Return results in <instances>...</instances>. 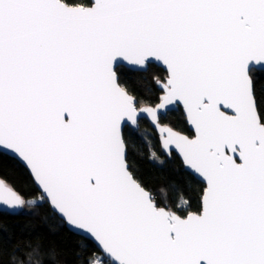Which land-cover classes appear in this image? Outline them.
<instances>
[{"label":"snow or ice","instance_id":"obj_1","mask_svg":"<svg viewBox=\"0 0 264 264\" xmlns=\"http://www.w3.org/2000/svg\"><path fill=\"white\" fill-rule=\"evenodd\" d=\"M125 62L163 68L154 100L126 87ZM262 78L264 0H0V154L38 188L0 177V213L48 204L93 242L77 241L76 264H264ZM176 109L190 134L168 119ZM144 118L204 185L198 199L170 203L174 182L153 189L139 175L126 132ZM58 256L29 244L9 264Z\"/></svg>","mask_w":264,"mask_h":264},{"label":"trees","instance_id":"obj_2","mask_svg":"<svg viewBox=\"0 0 264 264\" xmlns=\"http://www.w3.org/2000/svg\"><path fill=\"white\" fill-rule=\"evenodd\" d=\"M123 71L125 85L134 95L148 101L155 99L158 89L152 81V75H164L163 68L153 64L151 73L144 74L124 66ZM258 87H264V78L260 80ZM168 119L190 134V128L185 123L182 109L170 112ZM126 135L129 142V160L138 169L139 175L148 186L159 189L174 182L176 188L169 189L170 203L178 201L181 192L186 198L193 196L198 199L199 190L204 185L181 165L175 154L172 159L164 156L160 149L157 133L148 120L141 119L139 130L128 129ZM145 137L152 141L156 152L165 159L166 162L163 166L149 160ZM0 177L14 184L25 195L35 196L38 193V188L27 168L8 154H0ZM36 213L11 214L6 211L0 213V250H2L0 264H9L10 254L14 252L17 253L18 259L23 258L29 244L40 243L45 249L54 247L59 252L58 264H76L75 253L80 249V244L77 241L88 246L85 251L92 249L93 242L91 240L70 232L67 226H60L62 223L60 217L51 211L48 204L45 203L38 207Z\"/></svg>","mask_w":264,"mask_h":264},{"label":"water","instance_id":"obj_3","mask_svg":"<svg viewBox=\"0 0 264 264\" xmlns=\"http://www.w3.org/2000/svg\"><path fill=\"white\" fill-rule=\"evenodd\" d=\"M155 65H157V64H155ZM124 66L125 67H127V68H129V69H132V70H135V69H133L132 67H130L129 65H127V63L125 62L124 63ZM157 66H159V65H157ZM159 67H161V66H159ZM162 68V67H161ZM176 110H178V109H176ZM174 111V110H173ZM144 119H146V120H148L149 122H150V118H144ZM151 123V122H150ZM151 125H152V123H151ZM153 127V126H152ZM155 130V129H154ZM156 131V130H155ZM7 154V153H6ZM8 155H10V156H12V157H14L15 159H17L14 155H12V154H8ZM22 165H23V163L19 160V159H17ZM28 170V169H27ZM6 212H8L7 210H5ZM81 236H83V235H81ZM84 237V236H83ZM86 238V237H85Z\"/></svg>","mask_w":264,"mask_h":264},{"label":"rangeland","instance_id":"obj_4","mask_svg":"<svg viewBox=\"0 0 264 264\" xmlns=\"http://www.w3.org/2000/svg\"><path fill=\"white\" fill-rule=\"evenodd\" d=\"M0 246H1V241H0Z\"/></svg>","mask_w":264,"mask_h":264}]
</instances>
